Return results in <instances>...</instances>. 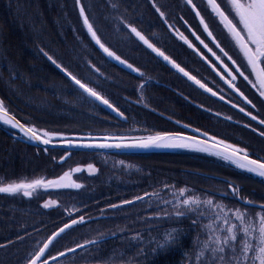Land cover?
<instances>
[{
	"label": "trees",
	"instance_id": "obj_1",
	"mask_svg": "<svg viewBox=\"0 0 264 264\" xmlns=\"http://www.w3.org/2000/svg\"><path fill=\"white\" fill-rule=\"evenodd\" d=\"M10 1L16 5L10 8L14 18L5 9L4 0H0V24L4 26L0 33V61H12V67L18 68V71L8 81L5 78L0 80V101L25 125L42 136L44 132L64 135L54 141L139 138L173 129L170 121L154 107L158 104H145L141 100L140 79L100 51L84 24V18L87 17L106 48L127 59L139 47V44L129 43L135 41L128 37V33H133V27L139 32L170 31L172 23L168 17L180 15L191 18L193 25L200 27L195 13L185 0H82L83 15L76 8L74 0ZM109 33L119 34L117 39L124 45L121 52L111 43L113 39ZM63 71L71 73L101 97L112 101L120 109V114H112L102 107ZM27 86L31 87L30 94L20 89ZM56 94L59 96L56 97ZM219 104L211 108L231 120L218 117L209 119L196 112L195 125L209 127L220 141L264 161V135L240 130L236 113L232 110L220 111L217 107ZM90 107L97 110L92 118L84 114H91L88 111ZM58 109L67 111L66 115L62 112L60 120L55 119ZM57 121H63L64 125L58 127L51 124ZM227 131L231 132L228 137L222 134ZM83 154L95 156L100 153L36 147L22 141L19 133L0 123V185L31 182L43 176L46 180L56 178L63 172L62 168L73 167L75 164L70 161ZM107 154L126 156L140 163V169L145 172L139 175L133 170L128 176L120 175L121 183L109 182L107 185L104 182L99 184L96 191L73 190L77 194L72 195L68 190H63L55 199L58 205L46 209L42 216L39 214L45 211L42 209L45 200L26 199L21 191L1 193L12 194V200L0 202V261L6 258L12 264H17L18 249L23 255L34 249L32 236L42 228H49L50 238L67 224L69 227L56 236L42 263L83 246L50 264L69 259L74 261L66 264H187V260L199 248L198 238L202 236L203 223L199 211L178 217L172 214L170 204L156 202L159 195L169 194L173 181L180 182L178 188L188 187L196 193L212 197L215 202L233 204L242 209L257 210L239 202L238 193H245L241 195L247 200L264 204V177L234 168L230 161L231 164L217 155L191 151ZM187 165L196 166L199 170L187 168ZM104 178L106 174L101 170L94 179ZM225 183L230 185L227 186L228 190ZM234 185L241 189L235 195L229 191V188L233 190ZM92 186L93 183H90ZM138 196L143 199L137 200ZM124 201L133 203L125 204ZM10 205L18 210H8ZM73 220L77 223L73 224ZM98 225L104 228L100 229ZM124 225L125 229L118 227ZM170 229L177 230V239L159 247L165 231Z\"/></svg>",
	"mask_w": 264,
	"mask_h": 264
},
{
	"label": "flooded vegetation",
	"instance_id": "obj_2",
	"mask_svg": "<svg viewBox=\"0 0 264 264\" xmlns=\"http://www.w3.org/2000/svg\"><path fill=\"white\" fill-rule=\"evenodd\" d=\"M185 1L189 4L188 0ZM191 2L199 13L198 15L189 4L200 27L194 26L191 18L180 15L168 17V21L172 23L170 31L166 29L165 31L140 33L152 44L153 48L158 49L190 76L195 77L214 91L219 98L208 94L184 74L178 72L140 40L135 33H128V37L135 39L129 43L139 44L137 45L139 47L136 46L137 50L133 51L129 58H120V61L125 63L109 59L140 79L138 83L141 86L140 98L143 103L158 104V106L154 104V107L163 118L170 121L173 128L163 133H182L215 138L221 142L211 133L209 127L201 128L194 123L196 112L209 119L218 117L231 120L211 108L212 105L220 103L225 107L224 110H232L236 113V123L240 130L256 131L260 135H264L262 134L264 133V123H261L264 121V95H261L264 89L260 87L256 74L252 71L236 40L208 1L191 0ZM216 2L221 10L229 15L224 0H216ZM204 24L207 25L212 37L205 31ZM181 34L186 38L187 43L185 39L181 38ZM189 44L192 46L189 47ZM115 56L117 55L115 54ZM128 65L132 67L129 68ZM260 67H264V65H260ZM105 100L117 110L116 112L109 110L112 114H120V109L112 101ZM100 105L108 109L102 104Z\"/></svg>",
	"mask_w": 264,
	"mask_h": 264
},
{
	"label": "snow or ice",
	"instance_id": "obj_3",
	"mask_svg": "<svg viewBox=\"0 0 264 264\" xmlns=\"http://www.w3.org/2000/svg\"><path fill=\"white\" fill-rule=\"evenodd\" d=\"M191 2V0H189ZM226 6L228 7L229 15H225L224 11L220 10V6L216 4V0H209V3L213 6V10L221 18V22L231 33L232 37L236 40V43L239 45L240 49L243 51L245 57L247 58L248 64L251 66L252 71L256 74L259 85L264 89V0H224ZM158 10V9H157ZM159 11V10H158ZM83 9H81V15H83ZM199 15V13H197ZM163 15V13H161ZM203 23V20H201ZM84 24L87 26L89 33H91L92 39L95 40L96 44L103 49L109 57H114L116 60L120 61V57L115 56V53L111 52L108 48L101 43L96 32L93 30L92 25L89 23L87 17L84 18ZM131 31L135 33L140 40H142L149 48H152L153 51L157 52L158 55L164 56L162 52L158 49L153 48L152 44L141 35L136 28H131ZM205 31H207V25H205ZM209 35L211 33L209 32ZM181 38L185 39L181 34ZM199 39V37H197ZM203 43V41H201ZM192 45L189 44V47ZM207 47V45H205ZM211 51V49H209ZM47 55V53H45ZM49 60L52 58L49 56ZM165 60L169 58L164 56ZM125 63L124 61H120ZM55 63V61H53ZM173 66L176 67L180 72H184L183 68H180L179 65L173 62ZM59 67V66H58ZM131 68V65H128ZM71 76V79L79 85L86 93L90 96L95 97L108 107L112 108V105L103 97H101L96 91L92 88H89L87 85L81 83L79 79L75 76H72L71 73H68ZM185 76H188L189 79L195 80V77L189 76L187 72H184ZM243 75V73H241ZM248 79V77H245ZM197 84H200V81H195ZM200 87L204 88L205 85L200 84ZM211 91L210 89H207ZM215 95V93H213ZM261 95H264V92H261ZM114 111L116 109H113ZM241 111H244L241 109ZM0 113H6V109L3 105V102L0 101ZM0 119H3V122L6 124H11L13 127H20L21 130L25 131L26 135L30 134V139L41 140L42 143L48 144L50 141L48 139H42L40 135L37 134V131L34 128L24 129V126L18 122H14L12 118L5 119L3 116H0ZM255 119V117H253ZM261 123H264L262 121ZM264 134V133H262ZM50 133L44 132L43 136L47 137ZM214 139V138H213ZM206 142L199 141L195 137H186L181 134H168V133H157L154 136H148L141 139L139 142L134 144H97V145H85L86 147H140V148H149V147H158V148H191L196 147L197 145L204 144ZM218 143H223L218 142ZM212 147H215L213 145ZM229 149H231L229 151ZM199 150L208 151V147H202ZM242 149L235 148L231 145H225L224 148V159L232 161L236 164L237 167L246 169L249 172H254L257 175L264 177V163L258 160H252L248 158L247 153L240 155ZM216 155H221L222 153L217 151ZM92 166L89 165V168ZM79 171V169H76ZM68 173H65L63 177L60 178V181H63L68 177ZM60 181H43L41 179L32 180L31 182L21 181L19 183L13 182L7 185L0 186V193H17L23 190L25 196H30L32 191H35L38 187H76L79 188V184H63ZM2 184V182H0ZM234 192H237L238 189H233ZM181 195L184 194V189L180 190ZM137 200L143 199V197H136ZM54 203V202H52ZM125 204H131L133 201H124ZM183 205L199 204L200 201L197 198H189L182 201ZM208 205H212L211 200L204 201ZM44 207H49V204L46 203ZM116 207V205H113ZM219 207V205H217ZM264 207V206H262ZM183 213L177 212V215H182ZM235 219L239 223H233L231 217L227 212H224L221 209L220 212L215 214V220L213 223L204 225L208 231V240L204 241V248L201 249L199 255L204 254V250L208 249L211 253V259L208 261V264H247L251 260L252 264H264V214H257L259 216L258 224L255 222L254 218H249L247 213L241 212L239 209H236L233 213ZM83 220V217H81ZM222 221L223 226L216 223V221ZM73 224L77 221L73 220ZM196 223V221H193ZM69 227L65 225L64 228ZM64 228L60 229V232L64 231ZM175 230H171L164 234L163 242L160 243L159 247H164L166 244L172 242L175 237L173 233ZM58 235V234H57ZM239 237V243H237ZM253 240L256 243H253ZM47 248V245H45ZM249 252L255 253L251 257L248 255ZM44 254V249H40V253L31 260L30 264H37V260L40 259V256ZM63 255V253L61 254ZM199 255L197 259H199ZM44 264H47L45 261Z\"/></svg>",
	"mask_w": 264,
	"mask_h": 264
},
{
	"label": "rangeland",
	"instance_id": "obj_4",
	"mask_svg": "<svg viewBox=\"0 0 264 264\" xmlns=\"http://www.w3.org/2000/svg\"><path fill=\"white\" fill-rule=\"evenodd\" d=\"M74 2L76 3V8L79 11H81L82 0H74ZM9 3L11 4L10 0H4L3 5L5 4V6H6L5 9H7L11 13V17H13V12L11 11L10 8L13 9L14 4L10 5ZM19 3L20 2H18L16 4L18 5ZM15 7H16V5L14 6V8ZM5 9H3V10L5 11ZM164 18H165V16H164ZM2 28H4V26H2V24H0V33L2 32ZM15 31H16V28H15ZM108 35L110 38L113 39V40H111V43L117 47V50L119 52H121L124 45L121 44V42H119V40L117 39L119 34L118 33H109ZM116 39L118 41H116ZM0 58H1V54H0ZM1 61H0V80L3 81V78H5L8 81L9 77H12L15 73H17L16 71H18V68L12 67V65H11L12 61H9L10 64L8 62L4 63ZM10 68H11V71H10ZM9 71H10V73H9ZM15 82H16V80H15ZM30 83L31 82H29V84ZM20 89L21 90L23 89L25 92H27L29 94L31 93V87L29 88L27 86L26 89L23 87ZM76 93H80V92L76 91ZM55 96L57 97L59 95L56 94ZM217 107L219 108L220 111L221 110L224 111V108L221 105H218ZM94 109H92V108L90 110L88 109V111H90L91 114H88V113H84V114L86 116L92 118V117H94L93 115L97 114V110H94ZM62 112L65 115L67 114V111H62ZM62 112L60 110L57 111V113H56L57 117L55 118L56 120L61 119L60 116H63ZM72 112H73V110H72ZM68 115H70V114H68ZM73 115L75 116L74 113H73ZM51 124L56 125L58 127H61L64 125V122L63 121H60V122L57 121V122H51ZM49 133H50V135L47 136L46 138H48L52 141H54L58 138L64 137V135H61V134H56V133H52V132H49ZM222 134H225L228 137L229 134H231V132L227 131V132L222 133ZM223 144L224 145H230L226 142H223ZM231 146H233V145H231ZM233 147H235V146H233ZM235 148H237V147H235ZM74 159L75 160L73 162H72V160L70 162L74 163L75 165L71 168H68V169H64L65 167L62 168L63 172H61V175H59L58 177L53 178V179L50 178V179L46 180L45 177L43 176V177H41L42 178L41 180H43L45 182H47V181H60V178L63 177L65 175V173H68L69 174L68 177L65 178L63 181H60V183H63V184H72V183L79 184L80 185L79 188H76V187H56V186L43 187V186H41V187H38L37 189H35V191H32V194L30 196H25L23 194V190H21V192H20L21 195L24 196V198H26V199H31V198L35 199L36 198L38 200H40V199L45 200L44 202H42V209H45V211H42V213H40L39 216H42V214L47 211L46 209H48V210L53 209L58 205V201L55 199H56V197L59 196L58 193H61L63 190H68V192L72 193V195L77 194V193L76 194L74 193L75 190H77V192H80V190H82V191L83 190L84 191H96L99 184L104 183V182H107V185L110 184L109 182H113L116 184L121 183L122 180L120 179V175H123V177L128 176V173H132L133 170L136 174H139V175H141L143 172H145L144 170L140 169V163H138L136 161H131L130 159H127L126 156H119V155L115 156V155H109L107 153H100V154H97L95 156L83 154L79 158H74ZM224 160H226V159H224ZM226 161H228V160H226ZM89 165H91L92 167L89 168ZM231 165L234 166V168H238L240 170L247 171L246 169L237 167V165L234 163H232ZM195 167L196 166L187 165V168L199 170V168H197V167L195 168ZM198 167H199V165H198ZM76 169H79V171H76ZM200 169L203 170V168H200ZM101 170H103V172H105L106 178L99 179V180L94 179L95 176ZM182 178L185 179V176H182ZM94 182H95V184H94ZM90 183H93L92 187H90ZM171 184L172 185L170 186V189L168 191L169 194H166L165 196L159 195V197H157L156 202H160L162 205L167 204V203L170 204V206L172 208V212H173L172 214L174 216H178V217L181 215H177V212L183 213L182 215L189 213V212H192V211H199V213H201L200 218H201V220H202L201 222L203 224L201 227L202 230L200 231V232H202L201 233L202 236H201V238H198L199 248H197L195 250L194 255L187 260V264H190L192 262V260L194 262L192 264H208V261L211 259L210 250L205 249L204 254L199 255L201 252V249L204 248L203 242L208 240V231L204 227V225H207L209 223H213V221L215 220V214L217 212H220L221 209H223L224 212L228 213V215L231 217L233 223H237V224L239 223V221H237L233 215V213L236 209H239L241 212L247 213L248 217L254 218V220L257 224L259 221V216L257 214H264V209H261V208H257V210L253 211V210H248V209H242L241 207L235 206L233 204L229 205V204L223 203V202H215V200L212 197L201 195L200 193H196L194 189H191L188 187L178 188L177 184H180V182L173 181ZM225 184H226L225 185L226 190H228V187L230 185H229V183L228 184L225 183ZM0 186H3V185H0ZM239 186H241V185H239ZM74 188H76V189H74ZM232 188L238 189L235 185ZM181 189H184L183 195H181V192H180ZM220 190L223 191L225 189L220 188ZM51 191H54V192H51ZM229 191L233 192L234 195H235V193L237 194L239 192V191L234 192L233 190H231V188H229ZM241 194H245V193H241ZM241 194L240 193L237 194V199L239 202H241L239 200V198H241L242 201H250V200L245 199ZM11 197H12V194L1 195V193H0V202L1 201L3 202V201L8 200V199L12 200ZM189 198H197L200 201V203L199 204H191V205H183L182 201L185 199H189ZM207 200H211L212 205H208V204L204 203V201H207ZM52 202H54V203H52ZM46 203L49 204V207H47V208L44 207V205ZM241 203L244 204L243 202H241ZM217 205H219V207H217ZM248 207H251V206H248ZM253 208H256V207H253ZM11 209L15 210V211L18 210V208L10 205L8 210H11ZM1 211H2V208L0 209V212ZM216 223L223 226L222 221L217 220ZM33 224H37V223H33ZM200 225H201V223H200ZM98 226L100 229L104 228L102 225H98ZM118 227H121L123 229L126 228L125 225L124 226H118ZM41 230L39 231L38 234L31 237L32 245H34L33 250L28 251L27 254L24 253V255H23L20 253V249H18V251L16 253V259H15V261H17V264H29L31 262V260L36 256V254L40 251L41 245L44 244V242L47 240V238H49V234L51 233L49 228L48 229L42 228ZM170 230H173V229H170ZM167 231L169 232V230H167ZM167 231H165V233H167ZM56 233L59 234L60 230L57 231ZM177 234H178V232L175 229V232L173 233L175 239H177V237H178ZM163 239H164V237H163ZM237 243H239V237H238ZM253 243L255 244L256 241L253 240ZM198 255H199V259H197ZM248 255L251 257L252 255H255V253L249 252ZM22 257H23V259H22ZM69 261H64V262H61L59 264H66L67 262L71 263V261H74V260L69 259ZM0 263L1 264H12V262H10L9 260H6V258H3L0 261ZM88 264H92V263H88ZM96 264H105V263H96ZM107 264H110V263H107ZM112 264H114V263H112ZM116 264H126V263L120 262V263H116ZM247 264H252L251 260H249L247 262ZM257 264H259L258 261H257Z\"/></svg>",
	"mask_w": 264,
	"mask_h": 264
},
{
	"label": "water",
	"instance_id": "obj_5",
	"mask_svg": "<svg viewBox=\"0 0 264 264\" xmlns=\"http://www.w3.org/2000/svg\"><path fill=\"white\" fill-rule=\"evenodd\" d=\"M208 3H209V0H207ZM189 2V0H188ZM189 4L193 7V9L196 11L197 13V10L195 8V6L193 5L192 2H189ZM210 4V3H209ZM217 4V2H216ZM211 5V4H210ZM212 6V5H211ZM213 8V6H212ZM221 10V8H220ZM222 11V10H221ZM226 15V14H225ZM205 26V24H204ZM88 29V28H87ZM207 32L209 34V30L207 29ZM90 36H91V33H89ZM211 36V35H210ZM92 37V36H91ZM212 37V36H211ZM94 43L96 44L95 40H93ZM96 46L100 49V51L105 55L107 56L108 58L112 59V60H115V61H118L116 60L114 57H109L107 55V53H105L103 51L102 48H100V46L98 44H96ZM156 54H158L157 52H155ZM162 59H164V56H161L159 55ZM165 60V59H164ZM166 62H168L170 65L173 66V62L168 59V60H165ZM174 67V66H173ZM178 72H180L176 67H174ZM64 74L69 78L71 79V76L68 75V72L66 71H63ZM185 72V71H184ZM184 72H180L182 74H184ZM190 76V75H189ZM188 77V76H186ZM189 79V78H188ZM72 80V79H71ZM191 80V79H189ZM197 79L195 78V80H191L193 83H195L197 86L200 87V84H202L200 82V84H197L195 81ZM73 81V80H72ZM74 82V81H73ZM75 83V82H74ZM76 84V83H75ZM77 85V84H76ZM79 87V85H78ZM202 88V87H200ZM82 89V88H81ZM204 91H206L208 94L212 95V96H215V97H218L219 96L214 92L212 91H208L207 89H209L208 87H204L202 88ZM83 90V89H82ZM84 91V90H83ZM85 92V91H84ZM86 93V92H85ZM213 93H215V95H213ZM88 94V93H86ZM89 95V94H88ZM90 96V95H89ZM92 97V96H90ZM94 100L98 101L100 104H102L103 106H105L106 108H108V110L110 111H113V112H116L117 110H113L115 109L113 106L112 108L108 107V105L104 104L102 102V100H98L96 99L95 97H92ZM104 99V98H103ZM110 104V103H109ZM0 116H3L5 119L7 118H12L14 122H18L19 124L23 125L24 126V129H28L30 128L29 126L25 125L19 118H17L14 114L10 113L8 110H6V113H0ZM0 123L2 124H5L7 126H9L12 130L16 131L17 133H19L20 135V139L28 144H31L33 146H36V147H40V148H44V149H57V150H64V151H80V152H95V153H129V154H140V153H167V152H175V151H191V152H205V153H209V154H213V155H216L215 153L217 151L221 152L222 154L221 155H217V156H220L222 158H224L223 156V153H224V148H225V145L222 144V143H218V141L214 138H206V137H198V136H192V135H187V134H182V133H178V134H181L183 136H186V137H195L197 140L199 141H204L206 143L204 144H200V145H197L196 147H191V148H158V147H149V148H140V147H107V148H100V147H86L85 145H97V144H109V145H116V144H134V143H137L139 142L141 139L143 138H146V137H139V138H121V137H109V138H103V139H100V140H79V139H68V140H59V141H52L40 134L42 139H48L50 141V143L48 144H44L41 142V140H36V139H30V134L29 135H26L25 134V131L21 130L20 127H13L11 124H6L3 122V119H0ZM163 134V133H162ZM168 134H177V133H168ZM154 136V135H152ZM148 137V136H147ZM213 145H215V147H212ZM202 147H208L209 150L208 151H201L199 150L200 148ZM231 149H229L230 151ZM244 153L241 152L240 155H243ZM248 158L249 159H252V160H258L256 158H253L251 156L248 155ZM227 160V159H226ZM230 161V160H228ZM260 161V160H258ZM232 162V161H231ZM262 163H264L263 161H260ZM239 200L241 202H243L245 205L247 206H251V207H256V208H261V209H264V204L262 203H255V202H251V201H242L241 198H239ZM57 236V233L54 234L52 237H50L48 239V241L43 245V249H44V254L42 256H40V259L37 260V264H44V262L42 263V259L46 253V251L48 250L49 246L51 245V243L53 242V240L56 238ZM45 245H47V248H45ZM83 246H79V247H76V248H73V249H70L68 251H65L63 252V255L59 254V255H56L55 257L47 260V264H50V263H53V262H56V261H59L63 258H65L66 256L80 250ZM41 248V249H42ZM40 253V251L36 254V256ZM35 256V257H36ZM34 257V258H35ZM33 258V259H34ZM30 264V263H29Z\"/></svg>",
	"mask_w": 264,
	"mask_h": 264
}]
</instances>
